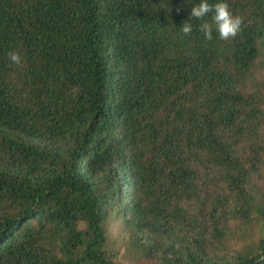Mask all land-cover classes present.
I'll return each instance as SVG.
<instances>
[{"label":"trees","instance_id":"trees-1","mask_svg":"<svg viewBox=\"0 0 264 264\" xmlns=\"http://www.w3.org/2000/svg\"><path fill=\"white\" fill-rule=\"evenodd\" d=\"M200 2L0 0V264H264V0Z\"/></svg>","mask_w":264,"mask_h":264},{"label":"clouds","instance_id":"clouds-1","mask_svg":"<svg viewBox=\"0 0 264 264\" xmlns=\"http://www.w3.org/2000/svg\"><path fill=\"white\" fill-rule=\"evenodd\" d=\"M210 14L211 22H208L205 20V17H208ZM191 19L203 21L199 26V30L208 41L213 39L214 28L221 40H229L234 39L239 34L243 25V19L240 16L233 15L226 2L210 4L208 0H201L198 5L192 8L190 13ZM192 30L190 22L182 24L181 31L185 36L190 35ZM8 57L14 64L18 66L22 65V57L19 53L9 52Z\"/></svg>","mask_w":264,"mask_h":264},{"label":"rangeland","instance_id":"rangeland-1","mask_svg":"<svg viewBox=\"0 0 264 264\" xmlns=\"http://www.w3.org/2000/svg\"><path fill=\"white\" fill-rule=\"evenodd\" d=\"M116 241H119V238H116ZM121 264H131L130 258L128 257V259L121 260Z\"/></svg>","mask_w":264,"mask_h":264}]
</instances>
